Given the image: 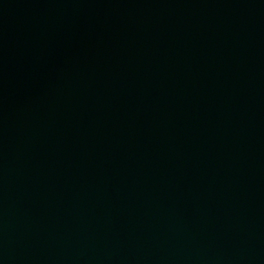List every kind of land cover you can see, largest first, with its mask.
<instances>
[{
    "label": "water",
    "instance_id": "1",
    "mask_svg": "<svg viewBox=\"0 0 264 264\" xmlns=\"http://www.w3.org/2000/svg\"><path fill=\"white\" fill-rule=\"evenodd\" d=\"M0 264H264V0H0Z\"/></svg>",
    "mask_w": 264,
    "mask_h": 264
}]
</instances>
